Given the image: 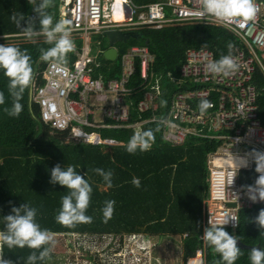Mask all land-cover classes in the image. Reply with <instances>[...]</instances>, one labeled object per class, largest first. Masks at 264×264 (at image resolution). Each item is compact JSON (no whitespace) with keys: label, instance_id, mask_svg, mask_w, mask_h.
Segmentation results:
<instances>
[{"label":"trees","instance_id":"trees-1","mask_svg":"<svg viewBox=\"0 0 264 264\" xmlns=\"http://www.w3.org/2000/svg\"><path fill=\"white\" fill-rule=\"evenodd\" d=\"M134 1L145 3L157 0ZM53 5L48 11L58 21V0H53ZM12 14L25 16L22 26L29 17L35 16L27 0H0V44L15 45L26 50L32 58L34 71L43 69L47 62L40 60V49L52 45L45 43V37L40 35L31 39L25 37L22 29L11 21ZM138 33V37L130 38L125 44L143 43L148 46L153 55L150 78L160 80L163 87L168 88L162 92L161 107V101L168 102L174 88L167 82V75L177 76L188 48H207L219 59L229 52V43L233 47L237 45L236 38L226 29L202 22H183L160 29L140 28ZM97 35H100V49L96 61L100 62V67L95 75L117 76L119 57L113 61L106 59L103 56V51L108 47L104 41L106 36L104 32ZM71 39L75 43V51L78 50L81 41ZM119 49L121 53L125 46ZM75 51L68 54L67 63L73 62ZM110 67L113 68L111 71ZM134 79L137 81V75ZM254 81L257 85L258 112L264 122V78L260 72L255 73ZM7 83V78L0 71V91L5 94V104L0 105V221L4 215L10 214L13 206L18 207L26 202L37 209L36 220L41 228L54 234L153 235L157 237L158 244H180L184 264L197 250L202 252V264H213L219 258L202 239L205 228L203 199L208 193L206 154L216 148V142L191 136L183 144L173 146L163 140L161 125L156 122L142 125L141 130L155 131V143L146 152L130 154L126 151L125 145L135 133L133 128H97L102 131V138L122 143L109 146V151L103 150L108 147L106 144L67 142V131H53L40 120L39 107L30 101L29 89L20 101L23 111L19 117L8 116L3 110L11 106ZM141 97V92L130 97V122L150 116L148 111L141 112L137 108V101ZM106 122L110 120L106 119ZM57 164L63 168L75 166L77 173L91 185V201L86 213L92 217L91 223H81L69 229L56 222L61 197L67 194L63 186L49 183L50 170ZM254 167L253 163L251 169L239 173L242 184L254 183L257 176ZM96 168L112 172L111 187L94 171ZM133 178H139L140 187L133 185ZM109 200L115 201V207L111 218L105 222L102 210ZM261 208H264V204L240 208L238 226L235 229L225 227V230L244 244H259L264 248V237L260 236V230L253 222ZM250 250L241 248L243 254L235 264H250ZM4 252L5 258L11 259L14 264H25L30 254L27 248H5ZM50 263L51 259L43 262Z\"/></svg>","mask_w":264,"mask_h":264},{"label":"built area","instance_id":"built-area-1","mask_svg":"<svg viewBox=\"0 0 264 264\" xmlns=\"http://www.w3.org/2000/svg\"><path fill=\"white\" fill-rule=\"evenodd\" d=\"M254 3L255 19L241 27L239 20L197 21L190 13L199 8L198 0L142 4L134 0H59L61 19L69 22L72 38L81 44L72 63L47 62L43 69L34 71L30 101L38 105L40 120L53 131H67L69 141L112 144V139L102 138L92 129L133 128L136 132L141 131L143 124L156 122L161 125L163 140L173 146L183 144L191 136L216 142V148L206 154L208 193L203 200V225L207 227L208 219L226 214L238 218L240 208L264 204L251 202L243 187L246 185L240 180L239 173L251 169L252 162L241 167L228 185L235 172L233 154L243 157L252 149L264 151V122L258 112L254 81L257 72L264 78V0ZM183 22H202L229 31L237 40L231 54L240 64L239 70L229 77L210 75L206 64L217 59L213 51L188 48L177 76L167 75V82L174 88L162 107L160 99L166 87L150 78L153 55L146 44H130L117 52V76L95 75L100 62L96 61L97 55L90 53L94 35L107 30L160 29ZM137 92L142 93L138 110L148 111L150 116L130 122V97ZM203 99L210 101L212 107L202 113L198 106ZM98 112L101 115L97 119ZM229 203L235 206L230 207ZM237 226L238 223L233 227L230 221L225 227ZM202 261L199 252L197 264Z\"/></svg>","mask_w":264,"mask_h":264},{"label":"clouds","instance_id":"clouds-1","mask_svg":"<svg viewBox=\"0 0 264 264\" xmlns=\"http://www.w3.org/2000/svg\"><path fill=\"white\" fill-rule=\"evenodd\" d=\"M32 7L35 16L25 21L23 14H12L11 21L22 29L28 39L33 36L45 37V43L51 47L40 49V60L42 62H55L66 64L70 52L75 51L74 41L70 38L69 22L67 20L55 21L49 9L53 7V0H27ZM199 8L190 13L197 21L207 22L215 19L219 22L240 21L243 27L255 19L257 8L254 0H198ZM38 23V27L36 26ZM233 45L228 44L229 54L221 55L219 59L209 61L206 70L210 75L229 77L235 74L240 64L232 56ZM31 56L26 50H21L15 45L0 44V71L7 78V91L11 98V106L5 107L4 112L13 118H18L23 111L21 100L24 93L33 83L34 69ZM5 104V94L0 91V105ZM166 105V101H161ZM200 112H205L212 107L207 99L199 103ZM158 130V129H157ZM155 143V131L153 129L136 131L125 145L126 151L135 154L137 151H150ZM235 172L231 176L228 185L234 181L241 167H247L250 162L254 163V171L258 173L251 185L243 186L247 198L256 203L264 202V151L252 149L245 156L240 157L233 154L232 157ZM94 171L103 177L106 184L112 186V172H105L96 168ZM49 183L59 184L67 189V194L61 197V206L55 220L65 228H74L81 223H91L92 217L87 215L90 206L92 187L89 182L77 173L76 167L69 165L66 168L59 164L50 170ZM135 187H140L139 178H133ZM115 207V201L105 202L103 216L105 222L110 219ZM37 209L30 207L28 203H22L18 207L13 206L10 214L2 217V228H0V264H14L11 259L5 258V248L30 250L25 264H37L51 259V253L55 246V234L46 228H41L36 220ZM232 222L233 227L238 223V218L224 215L219 219H208V226L204 228L202 239L214 255L219 258L213 264H235L243 254L237 245V237L229 234L225 226ZM253 222L260 230V236L264 237V208H261ZM147 250V248H144ZM250 264H264V248L253 247L249 252Z\"/></svg>","mask_w":264,"mask_h":264},{"label":"rangeland","instance_id":"rangeland-1","mask_svg":"<svg viewBox=\"0 0 264 264\" xmlns=\"http://www.w3.org/2000/svg\"><path fill=\"white\" fill-rule=\"evenodd\" d=\"M99 36L94 35L90 42L92 55L99 53ZM70 38H72L71 33ZM104 41L107 42V38H104ZM124 45L128 46V44ZM100 115L98 112L97 119ZM92 131L100 132L103 137L101 130L92 129ZM103 150L108 149L103 148ZM55 241L50 264H184L180 244L167 242L158 244L157 237L153 235L55 234ZM198 257L197 250L193 257L186 260V264L192 263L191 260Z\"/></svg>","mask_w":264,"mask_h":264},{"label":"water","instance_id":"water-1","mask_svg":"<svg viewBox=\"0 0 264 264\" xmlns=\"http://www.w3.org/2000/svg\"><path fill=\"white\" fill-rule=\"evenodd\" d=\"M108 47L103 51V56L108 60H115L117 57V49L114 47L115 41H123L126 42L129 37H138V32H131V31H119V30H107L104 32ZM228 206L233 207L235 206L233 203H229ZM237 245L241 248H248L252 249L253 247L261 248L259 244L256 245H248L244 244L240 239H237Z\"/></svg>","mask_w":264,"mask_h":264},{"label":"crops","instance_id":"crops-1","mask_svg":"<svg viewBox=\"0 0 264 264\" xmlns=\"http://www.w3.org/2000/svg\"><path fill=\"white\" fill-rule=\"evenodd\" d=\"M136 3H137V2H136ZM143 3H144V2H143ZM138 4H142V2H141V3H138ZM58 10H59V7H58ZM31 16H33V15L31 14ZM59 19L61 20V12H60V10H59ZM126 31H128V30H126ZM129 31H131V32H138V30H129ZM123 32H125V31H123ZM130 38H133V37H129L128 40H129ZM134 38H136V37H134ZM128 40H127V41H128ZM127 41H126V42H127ZM126 42H123V41H115V42H114V47L117 49V52H118V53L120 52V51H119V50H120V49H119L120 47H121V48L124 47V46L126 47V45H124ZM120 43H121V44L124 43V44H123L122 46H120V45H119ZM134 44H140V43H134ZM142 44H143V43H142ZM115 60H116V59H115ZM111 61H113V60H111ZM109 69H111V67H110ZM159 81H160V80H159ZM65 140H66V139H65ZM66 141L68 142L69 140H66ZM112 141H113L112 144H106V145H108V147H107L108 150H107V151L110 150L109 146L117 145V144H122L121 142H118V141L113 140V139H112ZM244 171H245V170H244ZM257 175H258V173H257ZM256 177H257V176H256ZM207 181H208V180H207ZM203 200H204V199H203ZM198 252L201 253V250H198ZM202 259H203V258H202Z\"/></svg>","mask_w":264,"mask_h":264},{"label":"bare ground","instance_id":"bare-ground-1","mask_svg":"<svg viewBox=\"0 0 264 264\" xmlns=\"http://www.w3.org/2000/svg\"><path fill=\"white\" fill-rule=\"evenodd\" d=\"M193 264H197L198 263V259H193L191 260Z\"/></svg>","mask_w":264,"mask_h":264}]
</instances>
